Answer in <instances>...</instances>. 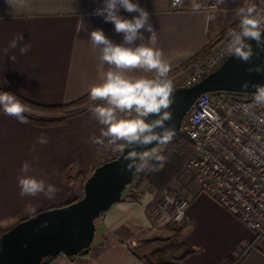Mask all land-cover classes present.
Here are the masks:
<instances>
[{
  "label": "crops",
  "instance_id": "0c3cea01",
  "mask_svg": "<svg viewBox=\"0 0 264 264\" xmlns=\"http://www.w3.org/2000/svg\"><path fill=\"white\" fill-rule=\"evenodd\" d=\"M250 1L216 0L217 6L211 8V0H189L186 9L173 10L171 0H138L150 13L157 36L155 47L162 51L170 70L217 42L229 27L239 25L238 9ZM102 5L103 0H0V88L45 105L68 104L87 95L107 71L116 70L100 61L102 46L92 45L90 31L102 29L113 42L123 40L111 22L94 15V9ZM121 14L136 15L123 9ZM21 34L24 40L16 48L9 47ZM150 35L144 32L143 41L137 43H147ZM25 44L28 51L21 53ZM130 74L151 77L154 72L136 69ZM25 111L41 117L47 114L27 107ZM63 114L48 113L47 117ZM101 127L88 107L50 126L21 123L0 110V234L40 211L80 197L77 174L89 173L104 162L101 148L107 137L101 138L102 144L91 142L92 137H99ZM42 134L45 144L38 142ZM24 162L31 165L28 175L56 186L53 198L43 193L20 195L18 178L24 175L20 171ZM133 190L131 187L101 215V226L88 253H61L50 264H148L143 258L147 255L140 254L137 247L142 236L154 234L157 228L152 217L155 191L146 186L140 198L133 199ZM188 213L189 223L175 234L195 251L177 264H264V245L255 246L253 230L213 196L206 192L196 195ZM166 215L170 220L164 213L157 222Z\"/></svg>",
  "mask_w": 264,
  "mask_h": 264
},
{
  "label": "clouds",
  "instance_id": "9594fccd",
  "mask_svg": "<svg viewBox=\"0 0 264 264\" xmlns=\"http://www.w3.org/2000/svg\"><path fill=\"white\" fill-rule=\"evenodd\" d=\"M136 13L128 18L121 14V10ZM239 31L233 32L227 45V52L235 57L247 60L252 55L250 41L257 44L264 43V31L260 25L264 24L255 5L248 4L238 9ZM94 15L102 16L106 22H111L117 33L123 34L122 42H113L102 29H93L89 33V40L94 47L102 46L100 61L114 66L116 70H109L101 81L91 86L89 91L88 111L102 126L99 137H92V143L102 144L103 137H107L108 146L113 151H122L131 144L146 146L153 142L168 143L175 135L174 127H165V122L172 119V112L168 110L173 103V81L169 78V65L163 59L160 49L155 47L156 31L150 22V13L143 8L138 0H103L102 7L94 9ZM144 30V31H141ZM144 32L151 33L148 42L143 41ZM24 35L15 37L9 47L16 48L18 41H23ZM28 45L20 48L21 53L28 51ZM8 49L6 48L5 51ZM136 69L154 72V75L130 74ZM257 71H264L258 66ZM247 87V84H245ZM255 102L264 104V85H255ZM0 110L8 116L15 117L19 122L26 123L25 106L12 92L0 91ZM150 116L154 118L149 119ZM161 128L162 132L156 129ZM41 144L47 143L43 134L38 138ZM149 153L132 150L129 158L134 163L147 164ZM139 157V161L135 158ZM162 160L163 157L156 156ZM31 165L24 162L21 175L18 178L21 196H36L43 193L51 199L56 194V186L46 183L43 178L28 175Z\"/></svg>",
  "mask_w": 264,
  "mask_h": 264
},
{
  "label": "built area",
  "instance_id": "2783aa9c",
  "mask_svg": "<svg viewBox=\"0 0 264 264\" xmlns=\"http://www.w3.org/2000/svg\"><path fill=\"white\" fill-rule=\"evenodd\" d=\"M188 3L171 0V8L184 10ZM249 4L264 15V0ZM216 6V0H211L209 7ZM260 28L264 30V24ZM237 31L239 26L213 43L207 54L199 55L181 87L217 69L230 56L227 45ZM254 95L217 91L198 97L180 130L190 137L195 151L174 181L155 192L152 213H167L181 228L190 221L188 210L194 197L206 192L253 230L256 247L264 245V104L256 103ZM108 139L101 154L111 160L123 150L113 151Z\"/></svg>",
  "mask_w": 264,
  "mask_h": 264
},
{
  "label": "water",
  "instance_id": "95a60500",
  "mask_svg": "<svg viewBox=\"0 0 264 264\" xmlns=\"http://www.w3.org/2000/svg\"><path fill=\"white\" fill-rule=\"evenodd\" d=\"M250 43L252 55L247 60L230 55L193 85L173 87V103L168 109L173 116L165 122V127H174L177 135L203 93H255V85H264V71L256 70L258 66L264 67V43L258 45L255 40ZM156 131L162 132V129ZM161 144L129 145L117 158L93 169L84 183L82 197L67 205L40 211L4 231L0 234V264H41L47 257L61 253L75 256L89 248L97 235L98 219L122 199L127 186L135 179L141 162L134 163L129 152H147Z\"/></svg>",
  "mask_w": 264,
  "mask_h": 264
},
{
  "label": "trees",
  "instance_id": "16d2710c",
  "mask_svg": "<svg viewBox=\"0 0 264 264\" xmlns=\"http://www.w3.org/2000/svg\"><path fill=\"white\" fill-rule=\"evenodd\" d=\"M238 26H239L238 23H236L232 27H229L223 35L227 36ZM212 47H213L212 44L208 45L205 49L200 51L195 57L189 59L182 65L170 70L169 78L172 79L175 76L183 73L188 68H190L199 55L208 53ZM0 91H8L14 93L16 97L21 101V103H23L24 106L27 108L40 110V111L64 113L61 117L45 118V117H40L38 115L30 114L26 111L24 112V116L27 122L40 126L61 124L65 122V120L70 115L85 110L87 107H89V104L92 102L89 99V93L81 97L80 99L68 104L45 105L30 101L11 89L0 88ZM72 108H78V109L77 111H71ZM189 115L190 112L186 116L184 123L188 120ZM162 145L163 148L160 151H158L152 159L148 160L146 165L143 164L139 166L138 170L136 171L135 177H137V181L134 185V190L132 192L133 199L140 198V194L143 193V190L145 189L146 186H150L155 192H158L159 190L166 187L173 180V178L183 170L187 161L195 151L194 145L190 137L182 131H180L177 135L173 136L171 141H169L168 143H163ZM156 156H161L163 157V159L162 160L156 159L155 158ZM91 173L92 171L89 173H85V177H88ZM77 175L81 176L84 175V173H78ZM68 178H70V176ZM98 223L99 222L97 221V225ZM176 246H177V256L174 259L161 258L157 262H155L153 261L152 257L144 256L143 258L147 261L148 264H177L180 260H182L183 258H185L186 256H188L189 254L195 251L194 248H192L183 241H178L176 243ZM89 249L90 247L85 249L82 253L83 254L88 253ZM53 259L54 257H47L43 260L41 264H50V262Z\"/></svg>",
  "mask_w": 264,
  "mask_h": 264
},
{
  "label": "rangeland",
  "instance_id": "374dc122",
  "mask_svg": "<svg viewBox=\"0 0 264 264\" xmlns=\"http://www.w3.org/2000/svg\"><path fill=\"white\" fill-rule=\"evenodd\" d=\"M203 55H205V54H203ZM194 67H195V63H193V65L187 69L188 72L185 75H183L177 79L174 77L175 79H172L173 87L181 86L184 78L194 69ZM31 110L40 111V110H34V109H31ZM44 112H46L47 114L48 113H50V114L56 113V112H48V111H44ZM57 113H60V112H57ZM47 114L44 115V117H47L48 116ZM162 148H163V145L161 144V145H157V146L153 147L152 149H150L149 151H147V153H149L148 160L152 159L155 156V154L158 151H160ZM108 160L109 159L104 158V162L108 161ZM143 164H144V162H141L140 166ZM175 177L173 178V180L171 182L174 181ZM78 178H80V181H81L80 190L82 191V194L80 195V197H82L84 194L83 186H84V183H85L87 177H85V174H84ZM136 181H137V177H135V179L131 185L127 186L126 190L124 191L125 193H123V194H126V192H128V190L131 187H134ZM123 197H124V195H123ZM152 212H153V210H152ZM152 214H154L152 217H153V220H155V222H156L155 225H157L156 231L152 235L142 236L139 239V245L137 247V251L140 254L147 255L148 257H152L153 261H155V262H157L161 258H163V259H169V258L174 259V258H176V256H177L176 243L178 242V239L176 238L175 233L177 232L178 227L171 220H168L169 218L167 215L164 216V221L159 222L160 223L159 224L157 221L160 219L161 214H164V213H159V214L152 213ZM100 221H101V218L98 219V222H99L98 226H101Z\"/></svg>",
  "mask_w": 264,
  "mask_h": 264
}]
</instances>
